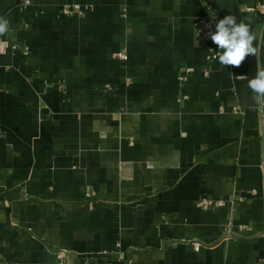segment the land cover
I'll return each mask as SVG.
<instances>
[{
    "label": "crops",
    "instance_id": "0c3cea01",
    "mask_svg": "<svg viewBox=\"0 0 264 264\" xmlns=\"http://www.w3.org/2000/svg\"><path fill=\"white\" fill-rule=\"evenodd\" d=\"M213 15L246 20L258 54L210 59L193 23ZM0 17V264H264L247 87L264 0H0Z\"/></svg>",
    "mask_w": 264,
    "mask_h": 264
},
{
    "label": "clouds",
    "instance_id": "9594fccd",
    "mask_svg": "<svg viewBox=\"0 0 264 264\" xmlns=\"http://www.w3.org/2000/svg\"><path fill=\"white\" fill-rule=\"evenodd\" d=\"M10 32V21L0 17V37L9 35ZM209 35L219 49L211 59L217 60L223 67H239L248 55L256 56L259 52L255 46L257 36L251 25L244 19L238 22L235 15L219 19L215 24V31ZM247 87L255 105L264 109V68H258L255 75L248 79Z\"/></svg>",
    "mask_w": 264,
    "mask_h": 264
},
{
    "label": "built area",
    "instance_id": "2783aa9c",
    "mask_svg": "<svg viewBox=\"0 0 264 264\" xmlns=\"http://www.w3.org/2000/svg\"><path fill=\"white\" fill-rule=\"evenodd\" d=\"M21 5L23 7H28L32 4V0H20ZM81 5L80 4H72V5H65L61 8V11L65 15H69L75 11H81ZM218 22V19L213 17H202L198 18L197 20L194 21L193 23V28L199 36L204 38V40L214 44L211 39H210V33L215 31V24ZM10 44L9 42L3 40L0 38V53L4 54L7 49L9 48ZM215 53L211 54L208 56L210 59L212 56H214ZM118 59L122 61H126L128 59V55L125 52H119L117 55ZM192 69H188L187 72H190ZM186 80V76H180V81ZM187 96H182V99H186ZM200 205L204 209H209L211 206L216 205V206H225L226 201L224 200H209V199H201L200 200ZM199 243L196 244V249L198 250ZM57 264H63L62 262H59Z\"/></svg>",
    "mask_w": 264,
    "mask_h": 264
}]
</instances>
